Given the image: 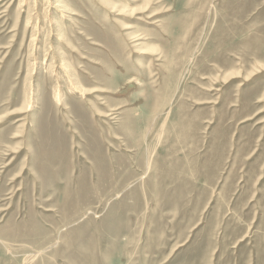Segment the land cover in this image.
<instances>
[{
  "label": "rangeland",
  "instance_id": "obj_1",
  "mask_svg": "<svg viewBox=\"0 0 264 264\" xmlns=\"http://www.w3.org/2000/svg\"><path fill=\"white\" fill-rule=\"evenodd\" d=\"M0 264H264V0H0Z\"/></svg>",
  "mask_w": 264,
  "mask_h": 264
},
{
  "label": "bare ground",
  "instance_id": "obj_2",
  "mask_svg": "<svg viewBox=\"0 0 264 264\" xmlns=\"http://www.w3.org/2000/svg\"><path fill=\"white\" fill-rule=\"evenodd\" d=\"M234 13V12H233ZM226 14V13H225ZM239 14V13H238ZM236 17H237V15H236ZM239 18V17H238ZM228 19V18H227ZM240 20V19H239ZM248 45V44H247ZM257 45V44H256ZM189 47H191V46H189ZM249 47V46H248ZM250 49V48H249ZM256 50V49H255ZM260 50V49H259ZM186 52V51H185ZM258 52V51H257ZM180 54V53H179ZM258 54V53H257ZM256 54V55H257ZM181 55V54H180ZM179 56V55H178ZM182 57V56H181ZM180 57V58H181ZM177 58V57H176ZM254 58H255V56H254ZM263 59V58H262ZM260 60V59H259ZM176 64V63H175ZM178 64V63H177ZM174 65V64H173ZM176 66V65H175ZM173 69V68H172ZM191 69V68H190ZM163 89H165V88H163ZM168 89V88H167ZM163 98V97H162ZM176 99V98H175ZM163 100H165V99H163ZM165 103V102H164ZM251 107V106H250ZM154 108H155V106H154ZM177 109V108H176ZM144 112V111H143ZM148 118H150V117H148ZM149 121V120H148ZM177 122V121H176ZM147 124V123H146ZM170 127V126H169ZM177 129V128H176ZM170 130H171V128H170ZM175 130V129H174ZM169 138V137H168ZM165 144H166V142H165ZM190 145V144H189ZM181 146H182V144H181ZM195 147V146H194ZM190 149V148H189ZM141 150H143V149H141ZM179 152V151H178ZM191 152V151H190ZM188 169V168H187ZM182 171H183V169H182ZM194 171V170H193ZM192 172V171H191ZM89 211V210H88ZM152 242V241H151ZM156 242V241H155ZM144 246V245H143ZM165 248V247H164Z\"/></svg>",
  "mask_w": 264,
  "mask_h": 264
}]
</instances>
